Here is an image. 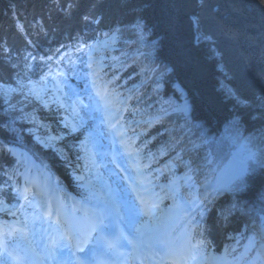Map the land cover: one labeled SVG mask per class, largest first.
Here are the masks:
<instances>
[{
	"label": "trees",
	"instance_id": "1",
	"mask_svg": "<svg viewBox=\"0 0 264 264\" xmlns=\"http://www.w3.org/2000/svg\"><path fill=\"white\" fill-rule=\"evenodd\" d=\"M194 17H199V24ZM93 18L100 22H91ZM137 20L144 25L142 33L135 28ZM113 35L114 49L102 53V82L123 100L132 95L126 119L141 121L137 148L154 170L164 204L176 201L178 186L184 207L200 204L209 192L205 183L219 178L215 188L219 187L249 153H256L255 179L244 191L221 193L203 219L195 208L182 221V229H192L196 241L201 232L208 241L197 249L199 254L223 257L231 246L243 251L251 235L245 227L249 217L233 205L245 212L258 210L264 194L259 167L264 159V4L260 0H204L203 5L199 0H0V86L20 90L9 100L0 94V145L24 150L63 186L75 189L73 172L89 165L84 150L93 142L87 139L93 135L90 126L64 127L63 108L45 105L25 89L30 82L52 83L49 70L59 62L75 72V59H80L89 72L85 63L89 49ZM118 72L121 77L116 78ZM81 77L85 85L88 74ZM184 98L187 115L160 111L161 103ZM36 128L59 140L40 145L33 136ZM177 152L183 160L176 158ZM24 169L13 153L0 152V185L5 181L11 185L0 192L5 204L17 206L15 183L23 181ZM106 192L112 195L111 190ZM229 209L232 214L225 220ZM0 216L8 214L0 212ZM250 257L260 264L256 251Z\"/></svg>",
	"mask_w": 264,
	"mask_h": 264
},
{
	"label": "rangeland",
	"instance_id": "2",
	"mask_svg": "<svg viewBox=\"0 0 264 264\" xmlns=\"http://www.w3.org/2000/svg\"><path fill=\"white\" fill-rule=\"evenodd\" d=\"M115 43L116 37L113 35L103 41L96 42L88 53V61L91 65V80L88 84H86V90L90 94V108H84V106L79 105L75 101L72 92L68 90L66 83L60 82L59 79H55L53 83H48L45 81V84H35L34 82H30L26 86L25 90L28 92V94L33 95L35 99L42 100L45 105L53 104L56 107L63 108L65 111L68 109L73 115H75L74 118H71L67 114H64V119L62 121L64 126L67 124L68 127L78 130L79 127L84 126L87 122L92 121L95 124L98 122L97 126H95V129L98 130L99 134L96 139L93 140V145L87 148L85 152V155L91 163L89 164L91 173L95 174V176L93 179H86L84 176H81L83 178L81 179V185L86 188H92L96 191H100L102 188L100 185H106L107 187L113 189L117 197L115 204H118L126 216H128L132 225V231L135 235H137V237L140 236V232L137 230L140 227L147 229L150 227H156L158 228L159 233L162 234L166 225L179 212V203L174 207H167V209L162 210L161 212L157 211V207L162 205L160 195L155 190L152 183L150 184L151 180L148 177V174H146L147 171L145 168H143L144 166L140 164L138 157H129L127 155L128 151L137 153L128 144L124 145V162L127 167L135 171L136 179L141 181V186H139V191L137 194H131L132 196L130 194H126L127 189L123 183L122 172H119L118 170L114 172L112 170L113 166L110 162L111 160L108 154L109 146L107 139L113 131L112 126L118 124L119 121L117 119L121 116L120 113L126 101L122 105H116V108H119L118 112L113 111L111 107L109 108L108 112H105L103 108L104 101H102L100 97L96 95V92L99 89L100 84V71L105 67L104 56L102 53L106 50L114 49ZM93 80L96 81L95 86L93 85ZM4 88L15 89L8 86H5ZM18 90L19 89H15V91L10 92L6 100H9L15 93L18 92ZM186 101V98H184L182 103L177 100L166 103L165 105L161 103V105L162 107L166 106V112L178 113L181 111ZM146 103H153V101L151 100ZM188 113L189 105L188 110L184 112V114L187 115ZM33 136L34 139L43 146H48L52 142L59 140V138L54 136L52 133L47 135L40 133L37 128L33 130ZM13 153L15 156H17V158L24 159L26 169L34 166V159L22 149L13 148ZM35 169L40 171L43 170L39 165H37ZM27 173L28 172H26V174ZM43 177L46 180V178H48V174L43 172ZM137 196H139L141 199H137ZM124 198L129 199L130 202L124 201ZM141 200L145 201L146 203H142ZM153 204L157 206L152 207ZM5 206L7 208L6 212H9L10 217H12V222L13 220L17 221L18 218L15 216L18 214V212L15 211V206H10L7 204H5ZM145 208L151 209L149 215H144L143 210ZM164 217H168L166 223L164 222ZM24 220L29 221V230H26L27 241L19 237L16 239L12 238L13 243L18 245L16 247L23 248L28 246L33 250L35 255H38L40 258L45 260H49L50 258L51 262L59 259L63 264H70L69 261H65L64 259L66 258L64 256L70 254L69 249L71 247L69 245H65V248H58L52 254H49L47 251V247L50 244V236L54 237L57 241L61 239L63 234L60 231V228L53 231V229L49 228L47 221L43 223H36L35 226H33L31 223L32 220L23 218V221ZM38 225H41L42 228L38 229ZM184 237L186 236L184 235ZM154 238H156V236L151 237L149 241H152ZM34 239L39 242V245L36 244ZM63 241L65 242V240ZM64 242H62L63 245ZM147 244H149V242ZM219 259V257L208 255L198 259L192 258L190 264H218ZM71 263L73 262L71 261Z\"/></svg>",
	"mask_w": 264,
	"mask_h": 264
},
{
	"label": "snow or ice",
	"instance_id": "3",
	"mask_svg": "<svg viewBox=\"0 0 264 264\" xmlns=\"http://www.w3.org/2000/svg\"><path fill=\"white\" fill-rule=\"evenodd\" d=\"M124 2L126 3L127 0H124ZM260 2L261 4H264V0H260ZM199 3L203 5L204 0H199ZM84 19L87 21L89 20V17L85 16ZM91 22L99 23L100 21L98 19L93 18ZM193 22L199 24L200 22L199 17H194ZM135 28L142 33L144 28L142 21L137 20L135 24ZM117 31H119V29H117ZM89 67H91V65H89ZM95 84L96 81L93 80V85L95 86ZM13 91H15V89L4 88L3 86H0V94H2L5 98H7L9 93ZM96 95L100 97L102 101H104L103 108L105 112H108L110 107L113 111L118 112L119 108H116V105H122L125 103V101L119 98V94L114 93V91L110 92L106 87L103 89V91L98 90L96 92ZM238 103H243V101L238 100ZM84 108H90V105H84ZM187 110H188V104L186 101L181 111L186 112ZM160 111L166 112L167 109H164L162 107ZM152 119L153 117H150V121ZM154 119L158 120L160 119V117L157 115ZM65 126L68 127L67 124ZM12 130L15 131V129ZM121 135H123V133H121ZM175 139L177 142H179L180 140L179 137H176ZM0 152H7L9 154H12L13 149L11 147H8L7 145H0ZM127 155L129 157H134L137 156L138 153L128 151ZM262 156H264V152H262ZM153 158H155L154 154H153ZM176 158L178 160H183V155L180 152H177ZM256 161H257L256 153L255 152L249 153L247 160L239 165V167L230 175L227 181L214 189L215 195H213V191H209L206 193L201 203L196 205V208L198 209V215H200L201 219H203L204 213L208 210L209 205L213 203L216 196H219L221 193L224 192L232 193V194L240 193L248 187L249 180L255 179L254 173L256 171L255 168ZM259 167L262 170L260 175L264 176V159L260 161ZM190 178L191 177H189V179ZM11 179L12 176H9V180ZM78 179H83V178L78 177ZM134 184H136L138 188L139 186H141V181L135 180ZM8 186L11 185H8V182L5 181L4 185H0V192H5ZM137 188H132V191L134 193L137 192ZM29 190L30 189L28 187H24L23 189L17 188L16 195L18 198H22L28 201L29 207L35 208L36 205L33 203L32 200H29L28 198L27 193L29 192ZM137 199H141V198L137 196ZM260 200H261L260 208L258 210H253L248 212H245L242 208H239L237 205H233V209L249 217V221L248 223H246L245 227L251 232V235L246 237L248 243L243 246V251H238V248L236 246H231L230 248L226 247L225 255L219 259L218 264H253V262L249 261V255L253 251H256L257 257L260 259V264H264V194L260 196ZM141 202L146 203L143 200H141ZM156 206L157 205L155 204L152 205V207H156ZM0 211H7L3 199H0ZM150 211H151L150 208H145L143 210V213L144 215H149ZM231 214H232V209H229L227 215H223V214L222 215L223 218L227 220L228 216ZM60 216H61L60 208L53 209L51 204H48L47 207H45L44 210L39 213V216L33 217L31 223L33 226H35L37 222L43 223L44 218L47 217L49 228L55 231L61 227H65V225H62L60 223ZM28 228H29L28 220H24L22 223H20L19 226H17L16 224L0 223V264H11V261H16L18 259L17 255H14L15 249L12 250L9 249V237L13 239H16L17 237L27 239L26 230ZM71 228H72L71 225H68L66 227L65 233L64 235L61 236V239L59 241H57L54 237L50 236V244L47 247V251L49 254H52L58 248H63L64 245L62 242L64 239L71 240L73 238V231L68 230ZM96 230L97 228L95 226H93V228L91 229V231H96ZM200 237L201 239H199L196 244L192 245L194 249H198L201 247V245H204L208 242L204 238L203 232L200 233ZM75 238L78 241V243L75 245L76 251L84 253L83 257L77 258V264H93L94 256L92 254V250L89 249L88 251H86L88 244L92 240L91 234L85 233L80 230H75ZM229 238L236 239L233 237H229ZM104 244L109 250L112 251H116L119 247H124L127 245H131L133 248L136 247V245L133 243V240L128 239V237H125L123 235L115 239L105 240ZM239 244H240L239 239H236V245ZM258 244L260 245L259 248L257 247ZM69 250L71 251V249ZM71 254L75 255V253H71Z\"/></svg>",
	"mask_w": 264,
	"mask_h": 264
},
{
	"label": "bare ground",
	"instance_id": "4",
	"mask_svg": "<svg viewBox=\"0 0 264 264\" xmlns=\"http://www.w3.org/2000/svg\"><path fill=\"white\" fill-rule=\"evenodd\" d=\"M168 220V217H164V221H167ZM150 233H153L155 232L157 229L155 227H151L148 229ZM125 237H128V239H131L128 235H125ZM25 241H27V239H24ZM65 245L68 246L66 243H64V247L65 248ZM96 246V245H94Z\"/></svg>",
	"mask_w": 264,
	"mask_h": 264
}]
</instances>
